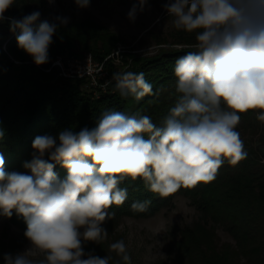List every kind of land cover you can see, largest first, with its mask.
<instances>
[{"label":"clouds","instance_id":"obj_1","mask_svg":"<svg viewBox=\"0 0 264 264\" xmlns=\"http://www.w3.org/2000/svg\"><path fill=\"white\" fill-rule=\"evenodd\" d=\"M14 3L0 0V23L7 20L10 31L19 33L18 48L37 66L47 63L53 35L69 18L38 23L39 11L6 17ZM75 3L86 8L90 0ZM145 4H133L128 18L134 21ZM163 7L173 26L195 31L197 41L195 51L175 61L174 106L161 126L147 115L105 110L95 128L37 136L32 159L23 164L30 174L5 171L0 155V215L22 216L31 242L23 253H5L4 264H110L111 256L86 253L83 245L107 238L101 225L114 215L107 210L127 199V189L119 187L124 178H141L167 197L214 181L225 161L236 166L247 158L236 129L241 114L250 111L264 122V0H171ZM112 79L121 97L153 94L143 72H118ZM57 164L67 170L63 180L54 172ZM149 203L131 207L146 211ZM109 247L128 264L123 240ZM37 251L43 259L30 258Z\"/></svg>","mask_w":264,"mask_h":264},{"label":"trees","instance_id":"obj_2","mask_svg":"<svg viewBox=\"0 0 264 264\" xmlns=\"http://www.w3.org/2000/svg\"><path fill=\"white\" fill-rule=\"evenodd\" d=\"M34 11L41 13L38 23L44 20L52 23L43 0H15L5 16L21 19ZM172 27L168 34L158 38L160 47L155 53L136 55L120 51L116 55L118 43L123 42L119 36L92 18L72 21L58 27L49 47L48 62L37 66L18 48L16 36L19 33L10 31L7 20L0 23V131L3 132L0 155L5 161V171L30 174L23 164L32 159L35 137H57L65 129L79 132L85 127L95 128L105 110L147 115L153 123L161 126L179 96L175 61L179 56L195 51L193 46L197 43L195 31L189 33ZM85 54H90L97 63L107 58L103 66L107 65L110 70L111 61L120 59L123 67L119 73L143 72L146 81L152 85L153 94L140 100L132 95L121 97L113 82L106 92L96 96L82 88L83 79L63 78L54 68L46 71L56 57L82 58ZM257 116V111L241 114L237 125L236 130L248 152L245 160L236 166L225 161L214 181L200 183L194 188L181 187L167 197L150 191L141 178L132 180L126 177L119 187L127 189V199L122 205L114 204L107 210L114 215L106 218L101 226L111 230L124 215L134 218L153 216L172 207L175 195L181 194L201 213V219L170 232L169 255L172 258L180 263L191 257L199 264H240V259L247 264H264V151L261 152L264 122ZM54 172L61 180L67 176V170L59 164ZM144 201L150 202L146 211L131 207L134 202ZM6 218L26 231L24 218L15 211ZM210 223L220 226L232 238L234 247H218ZM86 243L92 246L88 252L105 257L108 241ZM16 248L13 243L0 244V264H4L3 255L14 254ZM111 257L110 264H116V257Z\"/></svg>","mask_w":264,"mask_h":264},{"label":"rangeland","instance_id":"obj_3","mask_svg":"<svg viewBox=\"0 0 264 264\" xmlns=\"http://www.w3.org/2000/svg\"><path fill=\"white\" fill-rule=\"evenodd\" d=\"M170 2L171 0H146L143 10L138 11L135 20L131 21L128 18V12L133 4L138 3V0H90L86 8L78 7L75 0H43L52 22H56V16L68 17V23L92 18L123 40L118 43L117 50L136 55L155 53L160 47L157 45L158 38L172 30V18L163 7ZM122 64L120 59L111 61L112 70L106 65L104 73H97L94 82L90 79H83L82 88L92 91L96 96L106 92L108 86L115 82L112 76L121 70ZM263 151L264 147H261V152ZM199 219H201V213L190 204L189 199L177 194L173 199L172 207L168 209H162L147 218L124 215L111 230L106 229L108 236L103 240L108 241L109 245L104 249L105 256H115V262L120 261V264H125L109 247L112 243L123 240L130 256L128 264H189L190 261L191 264H199L197 261H192L191 257L184 258V262L180 263L169 255L170 232ZM209 225L211 229L213 228L215 243L218 247L222 245L234 247L232 238L220 226L213 223ZM24 232L20 227L8 221L5 216L0 215V244H15L17 248L14 254L23 253L31 247V242L24 236ZM83 247L86 253L92 249V246L87 243ZM30 258L39 260L44 257L37 251ZM239 263L247 264L241 259Z\"/></svg>","mask_w":264,"mask_h":264},{"label":"built area","instance_id":"obj_4","mask_svg":"<svg viewBox=\"0 0 264 264\" xmlns=\"http://www.w3.org/2000/svg\"><path fill=\"white\" fill-rule=\"evenodd\" d=\"M118 52H120L119 49L116 50L115 54L117 55ZM104 61L102 63L94 62L90 54H85L82 58H73V56L71 58L56 57L46 71L54 68L63 78L90 79L94 82L96 74H103L105 71Z\"/></svg>","mask_w":264,"mask_h":264}]
</instances>
